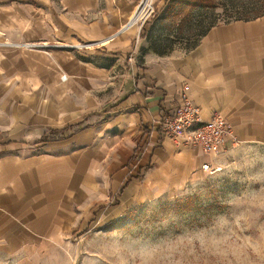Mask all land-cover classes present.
I'll return each mask as SVG.
<instances>
[{
    "label": "crops",
    "instance_id": "1",
    "mask_svg": "<svg viewBox=\"0 0 264 264\" xmlns=\"http://www.w3.org/2000/svg\"><path fill=\"white\" fill-rule=\"evenodd\" d=\"M137 2L0 0V41L62 44L0 48V264H71L64 244L97 203L156 196L234 140L264 145V14L132 59ZM184 84L202 120L230 126L216 154L157 126Z\"/></svg>",
    "mask_w": 264,
    "mask_h": 264
},
{
    "label": "rangeland",
    "instance_id": "2",
    "mask_svg": "<svg viewBox=\"0 0 264 264\" xmlns=\"http://www.w3.org/2000/svg\"><path fill=\"white\" fill-rule=\"evenodd\" d=\"M148 4L153 11L134 24L140 34L132 59L134 54L187 50L211 26L251 17L252 9L264 10V0ZM47 44L27 49L61 47L58 42ZM208 162L212 171L200 164L190 177L156 196L123 208L114 199L97 203L94 221L81 225L64 244L70 263L264 264V145L238 143Z\"/></svg>",
    "mask_w": 264,
    "mask_h": 264
},
{
    "label": "built area",
    "instance_id": "3",
    "mask_svg": "<svg viewBox=\"0 0 264 264\" xmlns=\"http://www.w3.org/2000/svg\"><path fill=\"white\" fill-rule=\"evenodd\" d=\"M141 1L138 7L141 5L143 10H139L141 13L138 19L145 16L142 18L143 20L153 11V8L150 4H142ZM93 44L90 42L78 44L77 46H89ZM48 46L47 42L0 41V48L23 47L44 49ZM57 46H62V44H57ZM61 78H64V76L62 75ZM188 91L189 86L184 84L179 93V103H177L173 113L159 119L157 126L168 138L175 141L182 140L183 142L197 146L203 153L216 154L222 150L225 140L230 135V126L225 117L218 112H215L209 120H202L200 117V107L189 98ZM233 143L235 145L237 141L234 140ZM201 168L206 171H212L211 165L207 162L202 163Z\"/></svg>",
    "mask_w": 264,
    "mask_h": 264
},
{
    "label": "bare ground",
    "instance_id": "4",
    "mask_svg": "<svg viewBox=\"0 0 264 264\" xmlns=\"http://www.w3.org/2000/svg\"><path fill=\"white\" fill-rule=\"evenodd\" d=\"M151 0H142L141 1V3L142 4H148V2H150ZM142 8H141V5L138 7V6H136V8H135V11H134V13L132 14V17H131V19L128 21V23H127V25H134L135 24V22H136V20L138 19V17H139V15H140V13H141V11H139V10H141ZM137 10V11H136ZM143 10V9H142Z\"/></svg>",
    "mask_w": 264,
    "mask_h": 264
},
{
    "label": "trees",
    "instance_id": "5",
    "mask_svg": "<svg viewBox=\"0 0 264 264\" xmlns=\"http://www.w3.org/2000/svg\"><path fill=\"white\" fill-rule=\"evenodd\" d=\"M258 10V9H257ZM257 10L256 9H252V10H250V13H252V15H251V17H248V18H246V19H250V18H254V17H257V16H260V15H262V14H264V10H262V11H259V12H257ZM238 19H241V18H238ZM145 29V28H144ZM209 29V28H208ZM207 29V30H208ZM142 33V32H141ZM195 45V44H194Z\"/></svg>",
    "mask_w": 264,
    "mask_h": 264
}]
</instances>
